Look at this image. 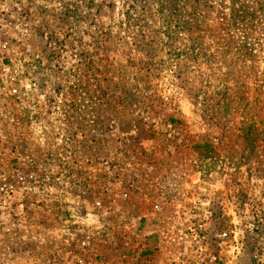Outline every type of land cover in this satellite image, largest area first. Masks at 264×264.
Here are the masks:
<instances>
[{
    "label": "rangeland",
    "instance_id": "1",
    "mask_svg": "<svg viewBox=\"0 0 264 264\" xmlns=\"http://www.w3.org/2000/svg\"><path fill=\"white\" fill-rule=\"evenodd\" d=\"M0 264H264V0H0Z\"/></svg>",
    "mask_w": 264,
    "mask_h": 264
}]
</instances>
